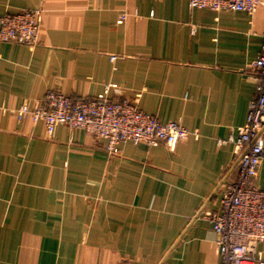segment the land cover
Here are the masks:
<instances>
[{"label":"crops","instance_id":"crops-1","mask_svg":"<svg viewBox=\"0 0 264 264\" xmlns=\"http://www.w3.org/2000/svg\"><path fill=\"white\" fill-rule=\"evenodd\" d=\"M189 0H0V17L41 11L37 44H0V264H219L210 223L254 94L264 7ZM125 19L118 24L120 15ZM111 57L115 59L110 60ZM106 85L189 132L173 150L106 142L14 111L48 92ZM251 184L264 190L263 156ZM264 263V243L257 245Z\"/></svg>","mask_w":264,"mask_h":264},{"label":"built area","instance_id":"built-area-1","mask_svg":"<svg viewBox=\"0 0 264 264\" xmlns=\"http://www.w3.org/2000/svg\"><path fill=\"white\" fill-rule=\"evenodd\" d=\"M190 9L245 12L252 14L264 0H189ZM41 11L21 10L0 17V44L13 43L32 49L37 44ZM125 14L117 23L124 21ZM115 58L111 57L113 61ZM254 94L249 102L245 122L233 143L235 158L227 176L220 181L217 211L201 210L214 233L219 264H264L257 260V245L264 243V190L251 184L263 156L264 144V33L260 52L251 63ZM118 95L115 85H106L93 98L72 99L51 91L32 106L22 104L14 113L18 121L28 115L33 124L41 122L47 135L56 126L68 132L80 130L95 140L106 142L110 156L119 153L123 143L155 147L160 144L173 150L190 134L175 122L160 123L154 116L140 111L136 101L110 97Z\"/></svg>","mask_w":264,"mask_h":264}]
</instances>
